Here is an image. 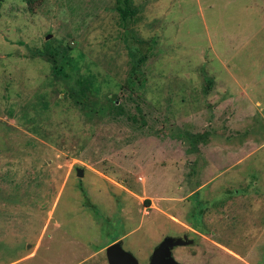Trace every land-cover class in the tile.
Listing matches in <instances>:
<instances>
[{"label":"rangeland","instance_id":"rangeland-1","mask_svg":"<svg viewBox=\"0 0 264 264\" xmlns=\"http://www.w3.org/2000/svg\"><path fill=\"white\" fill-rule=\"evenodd\" d=\"M130 1L126 25L116 0L2 3L0 264L116 241L147 264L184 234L181 263L264 264V0ZM48 47L93 77L85 104Z\"/></svg>","mask_w":264,"mask_h":264},{"label":"trees","instance_id":"trees-1","mask_svg":"<svg viewBox=\"0 0 264 264\" xmlns=\"http://www.w3.org/2000/svg\"><path fill=\"white\" fill-rule=\"evenodd\" d=\"M35 0H27V3L32 4ZM4 0H0V9ZM116 10L124 25L128 24L130 19L135 14L130 0H116ZM131 56L135 66L142 64L148 56L147 51L141 50L140 46L131 47ZM41 56H45L51 62L52 72L57 78H62L67 86L70 87L71 94L77 98V101L86 103L88 91L90 93H98V89L93 88V77L82 75L78 72L76 63L69 59L65 52L60 51L56 47H48L45 51L39 52ZM71 83H73L71 85ZM112 101V100H111ZM197 225L194 226V228Z\"/></svg>","mask_w":264,"mask_h":264},{"label":"water","instance_id":"water-1","mask_svg":"<svg viewBox=\"0 0 264 264\" xmlns=\"http://www.w3.org/2000/svg\"><path fill=\"white\" fill-rule=\"evenodd\" d=\"M83 167L76 168L77 176L82 177ZM194 242L186 234L182 236H165L154 248L147 264H184L173 256V248L190 245ZM108 264H141L137 258L122 247L121 241L109 244L105 248Z\"/></svg>","mask_w":264,"mask_h":264},{"label":"flooded vegetation","instance_id":"flooded-vegetation-1","mask_svg":"<svg viewBox=\"0 0 264 264\" xmlns=\"http://www.w3.org/2000/svg\"><path fill=\"white\" fill-rule=\"evenodd\" d=\"M194 243V242H193ZM191 245V244H190ZM173 251V250H172Z\"/></svg>","mask_w":264,"mask_h":264}]
</instances>
